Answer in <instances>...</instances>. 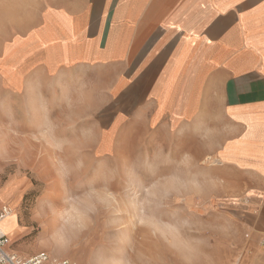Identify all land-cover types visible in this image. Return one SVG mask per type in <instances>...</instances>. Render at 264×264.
Segmentation results:
<instances>
[{"label": "rangeland", "instance_id": "obj_1", "mask_svg": "<svg viewBox=\"0 0 264 264\" xmlns=\"http://www.w3.org/2000/svg\"><path fill=\"white\" fill-rule=\"evenodd\" d=\"M44 2L0 0V186L25 182L11 246L76 264H264V191L249 162L215 152L218 122L175 130L128 112L104 136L126 98L92 105L17 64L16 33Z\"/></svg>", "mask_w": 264, "mask_h": 264}, {"label": "crops", "instance_id": "obj_2", "mask_svg": "<svg viewBox=\"0 0 264 264\" xmlns=\"http://www.w3.org/2000/svg\"><path fill=\"white\" fill-rule=\"evenodd\" d=\"M16 34L17 64L28 72L69 82L92 105L126 98L102 135L130 121L128 112L175 130L208 114L222 130L215 152L249 162L264 191V0H45L36 23ZM24 183L0 186V207L10 199L16 209L0 222L10 241Z\"/></svg>", "mask_w": 264, "mask_h": 264}, {"label": "built area", "instance_id": "obj_3", "mask_svg": "<svg viewBox=\"0 0 264 264\" xmlns=\"http://www.w3.org/2000/svg\"><path fill=\"white\" fill-rule=\"evenodd\" d=\"M11 211V205L4 203L0 207V222ZM262 242L264 244V236ZM10 244L11 241L8 233L0 227V264H76V262L68 258H59L46 251L25 255L10 249Z\"/></svg>", "mask_w": 264, "mask_h": 264}, {"label": "bare ground", "instance_id": "obj_4", "mask_svg": "<svg viewBox=\"0 0 264 264\" xmlns=\"http://www.w3.org/2000/svg\"><path fill=\"white\" fill-rule=\"evenodd\" d=\"M16 213L15 208L12 206V211L8 214L9 216H13ZM70 219V218H69ZM65 220V219H64Z\"/></svg>", "mask_w": 264, "mask_h": 264}]
</instances>
